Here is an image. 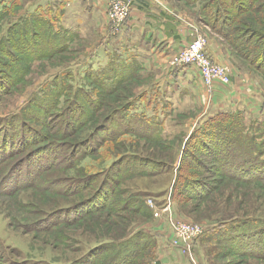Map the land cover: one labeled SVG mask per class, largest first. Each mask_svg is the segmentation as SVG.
I'll list each match as a JSON object with an SVG mask.
<instances>
[{"label": "rangeland", "instance_id": "374dc122", "mask_svg": "<svg viewBox=\"0 0 264 264\" xmlns=\"http://www.w3.org/2000/svg\"><path fill=\"white\" fill-rule=\"evenodd\" d=\"M18 1L24 4V1ZM122 1L128 13L118 32L122 31L131 14V0ZM151 1L176 20L192 22V41L205 39L206 53L209 42L215 45L226 62L222 66L230 70V77L236 73L238 77L246 78L253 93L264 101V58H258V49L264 45V39H261L264 36V0H236L230 8L229 19L212 25L204 23V16L198 15L201 5L197 0ZM106 18L107 34L118 36V32L114 36L108 9ZM6 22L0 24V37L8 26ZM255 30L258 36L253 32ZM44 41L45 36L38 34L31 44L40 47ZM91 46L92 43L77 40L66 51L58 48L60 52L50 59L33 63L25 77L21 76V67L27 60L9 59L7 71L0 75L4 83L0 90V120L19 112L44 83L66 67L76 72L84 61V51ZM156 75L151 73L153 79L159 81ZM147 76H137L133 83L124 84L112 97L102 95L100 106L92 113H85L82 108L85 115L78 123L67 120L60 112H50L40 119L46 122L44 126L33 122L26 125L36 134L30 133L25 126L9 133L0 129V264H104L108 253H101L103 249L99 246L110 240H125L143 228L154 232L160 221L164 230L168 223L171 228L172 221L182 225L188 222L206 230L236 219H264V187L259 186L258 181L243 177L239 171H234L233 177L229 178L212 176L207 171L215 165V158L209 156L221 158L227 154L229 146L219 148L209 144V148L202 149L193 138L188 141V147L185 146L201 116L210 109V98L202 93L206 85L202 78V84L198 82L196 87L197 94L192 91L184 100H176V113L167 120L164 132L173 140L166 145L156 146L149 134L139 131L140 136H135L130 129H126L122 138L105 142L109 139L106 131L123 126L114 114L124 102L122 99L116 101L117 97L124 99L141 94L147 85L144 80L149 82ZM216 85H212L208 95ZM74 105L79 107V104ZM226 112L244 114L248 127L264 120L259 114L246 115L241 110ZM54 130H61V133L48 140ZM213 131L219 132L218 128ZM180 132H184L181 138L178 137ZM72 137L76 143L83 144L79 149L73 146ZM97 143L100 146H95ZM92 147L95 152H102L101 158L91 150ZM88 149L94 153L87 155ZM111 149L115 152L112 156ZM78 152L92 164L115 162L104 188L97 186L91 172L80 176L73 172L71 162L78 157ZM128 152L135 153L145 168L139 177L129 173L136 167L124 163L123 156ZM176 160L180 164L183 161V166L186 162L185 174L194 169L198 174L190 180L194 184L179 196L180 202L174 206V211L168 207L166 213L156 217L160 211L148 205L153 199L145 200L146 207L153 213L152 221L142 215L143 211L138 207L141 202L135 199L140 195L159 197L161 193L171 191L178 182L176 170L164 171ZM195 160L199 161V168L194 164ZM231 162L237 166L236 161ZM160 165L166 169L163 171ZM245 168L246 172L252 169L250 166ZM259 184L264 185V180ZM161 198L163 196L157 199ZM130 200L137 203L128 205ZM250 233L248 237L241 230L240 238L232 239L234 244H240L237 250L232 249V242L214 245L204 242L205 238L201 241L203 235H199L192 242V252L182 255V260L173 264H264V235L258 237V232ZM164 237L171 241L173 235ZM158 249L160 260L162 248ZM150 259L149 256L139 258L135 264H152Z\"/></svg>", "mask_w": 264, "mask_h": 264}, {"label": "trees", "instance_id": "16d2710c", "mask_svg": "<svg viewBox=\"0 0 264 264\" xmlns=\"http://www.w3.org/2000/svg\"><path fill=\"white\" fill-rule=\"evenodd\" d=\"M197 1L201 5L198 15L204 16V23L209 25L214 24L216 21H227L230 8L236 2V0ZM254 14L256 15L258 12H254ZM64 15L61 8L37 7L28 9L18 0H1L0 24L8 21V26L0 37V55H2V57L0 56V75L7 71L8 60L15 59L16 62L27 60L21 67V76L25 77L33 63L50 59L52 55H56L60 50L66 51L70 49L74 42L79 41L78 34L63 26ZM253 32L258 33L256 30ZM38 34H43L46 40L40 47L31 44ZM261 39H264V36ZM259 48L258 58L263 59L264 45ZM104 56L106 58L105 62H100L97 55L90 57L89 60L82 61L76 72L67 67L63 69L44 83L19 112L1 118L0 129L4 128V132L9 133L10 130L16 131L25 126L30 133L36 134V131L31 132L26 125L33 122L35 125L44 126L46 122H41L40 119L46 117L50 112H60L61 116L67 120L78 123L80 118L85 115L82 108L86 111L85 113H92L100 106L102 95L112 97V94L115 95L124 84L129 83L130 85L133 83L137 76L140 78L148 75L146 79H149V82L144 80L147 85L141 94L131 95L124 99L123 96L117 97L116 101L122 99L124 102L116 108L114 114H116L117 119L122 121L123 126H119L114 131L113 129L108 130L110 132L106 131L109 139L105 142L116 140L118 137L122 138V135L126 133V129H130L135 136L139 135V131L149 134V138L156 146L166 145V142L173 140L171 136L166 137L164 134L167 120L176 113L171 93L161 88L151 74L147 73L137 57L128 56L126 53L115 50L105 51ZM6 74L9 75V72H6ZM3 84V78L0 77V90ZM75 103L79 104V107L74 105ZM243 115L240 112L220 111L213 115L204 116L189 135L185 146L188 147L192 138L193 140L197 139L202 149L209 148V144L219 148H221V145L229 146L228 151L231 153L226 151L227 154L221 158L216 155L209 156L215 158L214 168L207 170L211 172L209 174L220 178H229L233 177L234 171H239V174L243 177L258 181V185L263 188L264 185L259 183L264 180V120L248 127ZM217 128L219 132L215 133L213 130ZM133 129H136V132ZM58 133H61V130H54L53 136H49L48 140H52ZM179 134L181 136L178 137L181 138L184 132ZM74 137H72V144L76 149H79L83 144L76 143L73 140ZM149 138L146 139L150 140ZM95 146H100V144L97 143ZM91 150L95 152L94 147ZM109 151L111 152L110 156L114 155V149ZM91 152L89 149L86 151L87 155L94 153ZM80 153H76L78 157L71 162L73 172L78 176L91 172L96 179L97 186H103L102 188H104L108 183L107 176L115 166V162L110 164L101 163V165L92 164L86 160L87 157L81 156ZM95 154L101 158L102 152H95ZM123 157L125 164L136 167V170L129 171L132 176L139 177L145 172L143 165L136 159L137 155L135 153L128 152ZM177 160L166 171H164L165 166L160 165L164 172L171 173L173 169L176 170L178 182L172 187L171 191L163 192L159 197L152 194L154 197L140 195L138 199H135V201L140 200L141 202L138 207L143 211L142 215L152 221L153 213L146 207V199H153L158 208H164L168 203L178 205L180 202L179 196L187 192L190 184H194L190 180L198 174L197 170L194 169L185 174L183 167H185L186 162L183 166V161L180 164ZM231 161H236L237 166L232 164ZM194 164L199 168L198 160H195ZM180 165H182L181 169ZM245 166L252 168L249 171L250 173L246 172ZM246 173L249 174L244 176ZM162 196L163 198L157 199ZM135 201L130 200V203L127 204L137 203ZM123 203L125 204V202ZM241 230L247 236L251 235V231L258 232V237H260L264 235V219H236L220 223L206 229L201 241L205 238L204 242L214 245H226L228 242L234 244L235 241H232V239L237 240V238H240ZM239 240L243 241L242 239ZM99 247L103 249L101 253H108L104 264H135L139 258L143 259L147 256L151 258L149 262L152 264H162L157 255L159 252L158 236L145 228L135 232L125 240H110ZM239 247L240 244L237 243L232 246V249L237 250Z\"/></svg>", "mask_w": 264, "mask_h": 264}, {"label": "crops", "instance_id": "0c3cea01", "mask_svg": "<svg viewBox=\"0 0 264 264\" xmlns=\"http://www.w3.org/2000/svg\"><path fill=\"white\" fill-rule=\"evenodd\" d=\"M23 1L24 7L28 9L61 8L65 14L63 26L78 34L80 42L92 43V46L84 51V60L97 55L100 62H105L104 52L113 50L137 57L147 73L155 75L157 73L156 79L159 80L157 82L161 88L171 93L174 104L176 100L182 98L184 100L185 96L192 91L197 94L198 82L202 84L201 76L194 67L170 68L168 66L169 60L192 41L194 24L185 19L176 20L151 0H131L130 17L116 37H111L105 30L109 0ZM207 53L213 62L221 65L226 63L221 51L211 42H209ZM202 93L210 98V111L205 112L201 119L206 115H213L220 111L226 112V110H241L246 115L247 113L257 116L259 114L261 118H264V101L253 93L248 80L238 77L236 73L231 76L230 85L217 84L209 95L204 86ZM174 206L170 203L165 205L172 210ZM163 228L162 221L154 228V233L158 236L159 248H162L163 256H160V260L164 264L181 261L180 252L171 247L170 240L167 241L164 237V235L166 239L167 236L171 237L169 223L166 224L165 230ZM190 260L194 261V258Z\"/></svg>", "mask_w": 264, "mask_h": 264}, {"label": "built area", "instance_id": "2783aa9c", "mask_svg": "<svg viewBox=\"0 0 264 264\" xmlns=\"http://www.w3.org/2000/svg\"><path fill=\"white\" fill-rule=\"evenodd\" d=\"M127 6L122 0H111L108 4V19L112 25L114 36L117 35L120 25L127 16ZM118 32V33H117ZM207 46L205 39H196L188 43L175 57L169 60L170 67L180 68L190 66L198 70L201 78L205 82L206 90H210L213 84L227 86L231 82L230 70L226 66L219 65L212 61L207 55L205 48ZM149 207L158 209L156 217L166 213L169 208H158L153 201L148 202ZM171 238L170 245L178 250L181 255L192 252V242L204 231L199 226L179 222H170Z\"/></svg>", "mask_w": 264, "mask_h": 264}]
</instances>
